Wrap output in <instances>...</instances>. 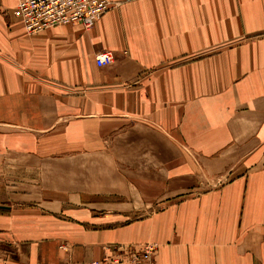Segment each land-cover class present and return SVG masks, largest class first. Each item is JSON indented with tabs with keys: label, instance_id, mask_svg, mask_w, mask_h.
Wrapping results in <instances>:
<instances>
[{
	"label": "crops",
	"instance_id": "obj_1",
	"mask_svg": "<svg viewBox=\"0 0 264 264\" xmlns=\"http://www.w3.org/2000/svg\"><path fill=\"white\" fill-rule=\"evenodd\" d=\"M109 1L27 35L0 0V264H264V0Z\"/></svg>",
	"mask_w": 264,
	"mask_h": 264
},
{
	"label": "built area",
	"instance_id": "obj_2",
	"mask_svg": "<svg viewBox=\"0 0 264 264\" xmlns=\"http://www.w3.org/2000/svg\"><path fill=\"white\" fill-rule=\"evenodd\" d=\"M113 4L108 0H15L12 16L27 35L71 24L88 30ZM94 59L98 67L109 66L114 61L110 51L98 53ZM155 249V246L149 244L141 247H113L112 256L109 260L105 259L104 264L124 261L134 264H154Z\"/></svg>",
	"mask_w": 264,
	"mask_h": 264
},
{
	"label": "rangeland",
	"instance_id": "obj_3",
	"mask_svg": "<svg viewBox=\"0 0 264 264\" xmlns=\"http://www.w3.org/2000/svg\"><path fill=\"white\" fill-rule=\"evenodd\" d=\"M109 1V0H108ZM113 7V6H112Z\"/></svg>",
	"mask_w": 264,
	"mask_h": 264
}]
</instances>
